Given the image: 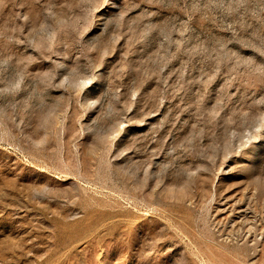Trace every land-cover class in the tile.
I'll return each instance as SVG.
<instances>
[{
  "label": "rangeland",
  "instance_id": "1",
  "mask_svg": "<svg viewBox=\"0 0 264 264\" xmlns=\"http://www.w3.org/2000/svg\"><path fill=\"white\" fill-rule=\"evenodd\" d=\"M0 264H264V0H0Z\"/></svg>",
  "mask_w": 264,
  "mask_h": 264
}]
</instances>
